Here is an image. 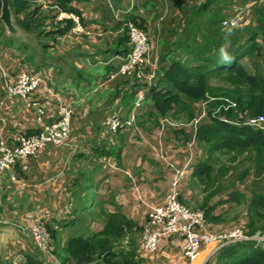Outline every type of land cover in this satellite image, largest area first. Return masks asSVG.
Listing matches in <instances>:
<instances>
[{
	"label": "crops",
	"instance_id": "1",
	"mask_svg": "<svg viewBox=\"0 0 264 264\" xmlns=\"http://www.w3.org/2000/svg\"><path fill=\"white\" fill-rule=\"evenodd\" d=\"M33 3L30 11L39 8L36 18L41 20V36L18 26L11 0L18 35H11L0 18V141L19 144L23 136L42 130L40 110L44 111V122L50 124L58 119L62 106H71L73 115L86 107L88 126L79 130L81 122L72 116L71 133L65 143L48 144L29 160L27 170L18 164L0 179V264H63L58 257L59 246L65 248L72 236H99L110 221L120 223L125 232L113 243L109 264H244L235 260L247 251L248 247L241 246L246 245L243 241L223 247L217 243L205 245L194 260L183 253V234L165 237L156 252L144 250L142 233L149 210L164 206L176 178L170 164L185 171L179 178L180 201L205 212L213 208L214 198L228 194L227 201L218 202L228 204L237 202L232 199L233 192L241 193L249 186L264 190V171L257 174L255 169L243 181H235L254 168V156L243 154L248 164L242 167L229 160L221 163V154L217 153L210 159L209 185L202 182L205 175L195 176L196 168L209 160L206 147L196 136L213 103L204 110V102H189L195 113L192 120L154 115L151 90L144 85L149 81L121 71L132 43L118 28L128 17L142 27L151 43L145 74L153 75L152 84H162L171 63L190 59L186 50L189 46L201 50L202 35L219 28L218 20L236 18L245 31L258 3L215 0L203 10L207 0L81 1L75 4L85 29L80 34L73 28L72 32H60L64 25L56 23L58 9L50 6L51 0ZM187 27L191 31L188 35ZM245 61L253 67L257 62L258 70L264 71L262 58ZM28 71L43 79L39 91L31 100L9 96L2 73L9 83H15ZM139 94H143V100L137 105ZM246 115L239 114L246 117L241 123L249 118ZM81 121L84 123L83 118ZM110 121H131V125L113 133ZM134 138L142 148L131 144ZM110 152L113 155H108ZM223 168L229 170L221 177ZM12 175L17 181H12ZM220 186L224 191L210 199ZM32 215L39 216L56 235L49 253L42 252L30 232L20 227L27 226ZM210 222L207 219L208 227L216 231Z\"/></svg>",
	"mask_w": 264,
	"mask_h": 264
},
{
	"label": "trees",
	"instance_id": "2",
	"mask_svg": "<svg viewBox=\"0 0 264 264\" xmlns=\"http://www.w3.org/2000/svg\"><path fill=\"white\" fill-rule=\"evenodd\" d=\"M81 1L87 0H51L52 5L50 6L59 10L54 18L56 19L60 11L73 13L80 17L81 12L75 8V4ZM214 1L207 0L208 3L203 7V10L207 9L208 5L213 4ZM253 1L258 3L254 4L257 6L256 11L252 15L250 26L244 32L224 31L221 29L222 19L218 20L219 28L213 29L209 35H203L201 50L198 47L189 46L186 50L190 59L176 60L171 63L169 69L164 73L162 84H158L157 81L153 84H148L146 81L144 84L151 90L152 102L156 111L153 114L163 118L192 120L195 113L189 102L197 104L210 101L211 98L214 100L212 101L213 109H208L206 118L210 122L201 123L196 136L197 141L206 147L209 160L200 164L194 175H205L202 182L207 181V185H209L212 171L210 159H213L217 153L226 156L229 154L231 163L240 159L245 153L254 156V168L242 173L235 181H243L255 169L257 174L264 171V133L244 125V122L240 121L246 117H239L240 113L248 114L246 115L248 117L264 115V71L258 70L257 62L253 67L245 61L246 58H262L264 64V0L262 2H258L260 0H241L245 4ZM33 5V0H11V7L17 17L18 26L28 33L36 32L38 36H41L43 34L39 24L41 20L36 18L39 8L35 7L30 11ZM1 9L0 0V13ZM22 15L26 16L23 18ZM127 22L133 23L140 29L142 27L130 17L125 21L121 20L118 31L129 39ZM56 23L64 25V28L60 30L61 33L72 32L74 26L72 21L57 22L56 20ZM205 42L213 43L210 46H205ZM226 44L228 45L227 51L232 57L231 62L228 63L222 62L220 58L221 46ZM252 68L253 70L250 72ZM214 79L217 80L216 85L211 84ZM225 100L236 104V106L226 110L228 102ZM217 108H221V117L213 112ZM226 119L229 122L225 121ZM126 128L127 126H124L113 133ZM108 155H113V152ZM219 160L216 159V161ZM118 161L121 159L119 158ZM228 170L223 168L220 171V176L226 175ZM224 189L225 187L221 186L216 188L210 199L223 192ZM247 193L251 198L247 209L248 223L242 228L248 234H254L258 230L264 232V190L251 188ZM232 199L239 202L244 199V196L233 192ZM214 209L210 208L205 212L209 221L217 220L211 217ZM50 232L52 238L55 239L56 235L52 231ZM124 232V227L120 223L110 221L105 226L103 234L99 236L87 238L72 236L69 238L65 248L59 246L58 257L63 264H109L111 259L108 257L113 256L115 247L113 243L122 238ZM241 246L248 247L247 251L243 252L242 262L244 264H264L263 249L254 248L251 244Z\"/></svg>",
	"mask_w": 264,
	"mask_h": 264
},
{
	"label": "built area",
	"instance_id": "3",
	"mask_svg": "<svg viewBox=\"0 0 264 264\" xmlns=\"http://www.w3.org/2000/svg\"><path fill=\"white\" fill-rule=\"evenodd\" d=\"M254 2L257 3V1ZM56 20L57 22L72 21L75 34L85 33L80 17L73 13L60 11ZM126 24L129 25L128 35L132 43V50L121 66V71L123 74H135L139 79H147L152 84L150 81L153 75L145 74V65L151 50L149 38L142 29L133 23L127 22ZM223 26L230 29L242 28L235 18L225 20ZM2 77L9 96H21L28 100L32 99L44 83L41 76L35 72L20 74L15 83L8 82L6 73H2ZM142 100L143 94L137 95L136 104L140 105ZM208 104L209 102L203 104L204 110ZM233 106L235 107L236 104H233ZM225 109L227 110L228 107ZM220 111L221 108H217L213 112L215 115H219ZM43 115L44 111L40 110L38 117L39 122L42 124L40 132L23 136L19 144L15 146L0 141V179L18 164H21L22 170H27L28 160L48 144H62L68 140L71 133L72 108L70 106H62L58 119L50 124L44 122ZM108 124L109 128L116 132L124 126H130L131 121L125 123L110 121ZM244 125L264 133V115L249 117L244 122ZM170 167L175 171L176 178L171 184L164 206L151 207L149 210L148 223L142 233L144 250L149 252L160 250L163 239L175 234H183V253L190 260H194L199 256L203 246L212 243H217L223 247L238 241L251 242L255 247H260L264 250V233L257 232L249 235L241 229L225 232L211 230L207 224L206 214L202 209L188 207L180 201L179 178L185 174L184 169L177 168L174 164H171ZM11 179L12 181H17V177L14 175H12ZM21 228L31 233L42 252L47 250L49 252L51 236L40 218L32 215L27 226L23 225Z\"/></svg>",
	"mask_w": 264,
	"mask_h": 264
},
{
	"label": "rangeland",
	"instance_id": "4",
	"mask_svg": "<svg viewBox=\"0 0 264 264\" xmlns=\"http://www.w3.org/2000/svg\"><path fill=\"white\" fill-rule=\"evenodd\" d=\"M190 32H191L190 31V27L189 28L187 27L186 28V35H188V33H190ZM192 33H194V32H192ZM32 36H34V35H32ZM202 37H203V35H202ZM206 37H207V35L205 36V38ZM212 43L213 42H205L204 45L205 46H210V45H212ZM258 62H260V61H258ZM262 62H263V59H262ZM1 65L3 66V64H1ZM212 83H217V80L216 79L212 80ZM60 98L62 99L63 97L60 96ZM225 101L227 102V100H225ZM77 106H80V105H77ZM56 108H57V106H56ZM83 108L84 109H80L79 111L75 112V114L73 115L74 118L77 119V122H78V120H80V122H81L80 125H79V130H83V129L87 128V126H88V113L89 112L87 111L86 107H83ZM80 115H81V118L79 117ZM206 115H208V112H206ZM218 116L221 117L220 114ZM74 118H73V120H74ZM82 118L84 119V123H82V121H81ZM207 121L210 122L206 118L203 119V122H207ZM225 121H227V119ZM131 144H134L138 149L143 147V144L138 142L137 138H134V140L131 142ZM219 157L221 158V163H222V162H224V160H229V158L231 156L229 154L227 156L221 154ZM28 162H29V160H28ZM232 163H234L235 166H242V167L248 164V162H247L245 157H241L240 159H238L237 161L232 162ZM170 165H169V167H170ZM154 169L156 170L157 168L154 167ZM252 178H254V177H252ZM246 188L250 189V186L246 187ZM246 188H245V190H246ZM245 190L242 189V191H239V192H241L240 194L242 196H244V199H241V201H239V202H232V203H228V204H220L219 206H215V204H217L218 202L225 201V200L227 201L228 194H226V196L224 198L223 197H219L217 200L215 198L212 200V206L215 209L213 210V213H212L211 217L213 219H217V220L216 221H211L210 223L212 224V226L214 228H216L217 232H225V231H227V230H229V229H231L233 227L243 226L246 223H248V219H246L247 218L246 214H247L248 204H249L251 198H250V195L247 192H245ZM166 197H167V195H166ZM202 198H203V195H202ZM199 200L201 201V199H199ZM200 204H201V202H200ZM194 207H196V209H198L197 205L194 206ZM48 231H49V234L51 236L50 237V243H51V241H54V239L52 238V234L50 232V229H48ZM257 232H261L262 233V231H260V230L256 231L255 233H257ZM58 242L59 243L61 242V237L58 238ZM49 250H50V248H49ZM43 252L44 253H49L48 250L47 251H43ZM242 257L243 256L238 257L235 260L236 261H242Z\"/></svg>",
	"mask_w": 264,
	"mask_h": 264
},
{
	"label": "clouds",
	"instance_id": "5",
	"mask_svg": "<svg viewBox=\"0 0 264 264\" xmlns=\"http://www.w3.org/2000/svg\"><path fill=\"white\" fill-rule=\"evenodd\" d=\"M253 3H255L254 1H253ZM228 19H232V18H230V17H228V18H224V19H222V22H221V29L222 30H224V31H227V32H233V31H237V32H243L244 31V25L243 24H241L240 23V21L239 20H237L236 18V21L238 22V24H240L241 26H242V28H240V29H230V28H227V27H225V26H223V22L225 21V20H228ZM148 37V36H147ZM150 41V40H149ZM227 47H228V45L226 44V45H223V46H221V49H220V53H221V61L222 62H224V63H228V62H231V59H232V57H231V55L228 53V51H227ZM131 50H132V48H131ZM131 52V51H130ZM148 58V57H147ZM212 101H214L212 98H211V100L210 101H205V102H212ZM204 102V103H205ZM227 102H228V109L229 108H232V107H234L233 106V104L230 102V101H228L227 100ZM226 107V108H227ZM227 109V110H228ZM228 121V120H227ZM229 122V121H228ZM199 209V208H198ZM204 211V210H203ZM205 212V211H204ZM35 217H37V218H40L39 216H36L35 215ZM40 220L44 223V221L40 218ZM207 220V219H206ZM44 225L48 228V226L44 223ZM23 226V225H22ZM20 227H21V225H20ZM49 229V228H48ZM239 229H241V230H243L245 233H247V231L245 230V229H243L242 228V226H240V228ZM29 232V231H28ZM263 233V232H262ZM31 234V233H30ZM248 234V233H247ZM249 235H253V234H249ZM246 244H251L254 248H260V247H255V245L253 244V243H251V242H246ZM262 249V248H261Z\"/></svg>",
	"mask_w": 264,
	"mask_h": 264
},
{
	"label": "water",
	"instance_id": "6",
	"mask_svg": "<svg viewBox=\"0 0 264 264\" xmlns=\"http://www.w3.org/2000/svg\"><path fill=\"white\" fill-rule=\"evenodd\" d=\"M1 20L4 21L11 35H18L15 25L12 21V14L10 9V0H1Z\"/></svg>",
	"mask_w": 264,
	"mask_h": 264
},
{
	"label": "bare ground",
	"instance_id": "7",
	"mask_svg": "<svg viewBox=\"0 0 264 264\" xmlns=\"http://www.w3.org/2000/svg\"><path fill=\"white\" fill-rule=\"evenodd\" d=\"M203 258V257H202ZM198 261V260H197ZM195 262V261H194Z\"/></svg>",
	"mask_w": 264,
	"mask_h": 264
}]
</instances>
